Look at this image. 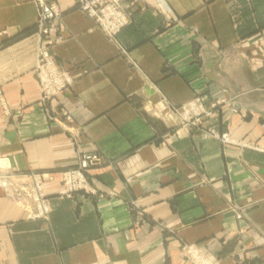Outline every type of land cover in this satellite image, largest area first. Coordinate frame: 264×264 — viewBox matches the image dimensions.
I'll return each instance as SVG.
<instances>
[{
  "label": "crops",
  "instance_id": "0c3cea01",
  "mask_svg": "<svg viewBox=\"0 0 264 264\" xmlns=\"http://www.w3.org/2000/svg\"><path fill=\"white\" fill-rule=\"evenodd\" d=\"M51 1L45 105L36 0H0V264H264V0H126L113 36ZM79 152L95 195L66 193Z\"/></svg>",
  "mask_w": 264,
  "mask_h": 264
},
{
  "label": "built area",
  "instance_id": "2783aa9c",
  "mask_svg": "<svg viewBox=\"0 0 264 264\" xmlns=\"http://www.w3.org/2000/svg\"><path fill=\"white\" fill-rule=\"evenodd\" d=\"M78 8L93 18L99 28L109 35H114L123 28L129 20L132 10L126 0H76ZM38 16L35 23L39 35L38 57L35 67V76L41 94V101L49 105L50 101L61 94L63 90L72 84L70 74L58 66L49 52L53 44L52 30H57L61 10L51 0H36ZM168 12L169 9L166 8ZM175 20L170 18L168 22ZM201 102L196 99L189 106L184 107L182 114L186 120L193 113V118L199 120L200 115H209V112H198ZM201 109V108H200ZM210 135L217 137L223 144L230 143L231 137L228 133H217L214 130H207ZM99 160L97 153H78L77 165L64 171V184L67 194L83 192L85 194H96L89 183L86 172ZM38 176H35L39 181ZM42 177V176H40ZM39 183V182H38ZM196 264H215L202 256H196Z\"/></svg>",
  "mask_w": 264,
  "mask_h": 264
},
{
  "label": "rangeland",
  "instance_id": "374dc122",
  "mask_svg": "<svg viewBox=\"0 0 264 264\" xmlns=\"http://www.w3.org/2000/svg\"><path fill=\"white\" fill-rule=\"evenodd\" d=\"M201 111H202V109L199 108V111L196 110V113L201 112ZM200 121H201V119L199 118V120H197V117H196V124H198Z\"/></svg>",
  "mask_w": 264,
  "mask_h": 264
}]
</instances>
